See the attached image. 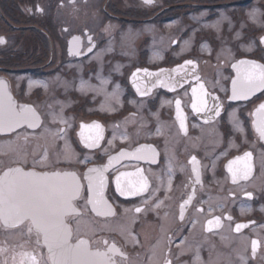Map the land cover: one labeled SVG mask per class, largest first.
I'll list each match as a JSON object with an SVG mask.
<instances>
[{"label":"flooded vegetation","instance_id":"flooded-vegetation-1","mask_svg":"<svg viewBox=\"0 0 264 264\" xmlns=\"http://www.w3.org/2000/svg\"><path fill=\"white\" fill-rule=\"evenodd\" d=\"M0 37V80L39 116L38 127L0 132V175L75 173L83 187L69 218L73 242L114 244L115 264H264V141L254 125L264 90L231 99L233 65L264 64V0H0ZM168 76L174 90L158 82ZM201 84L209 110L197 112L192 89ZM93 122L103 138L88 148L79 134ZM245 152L233 168L247 165L248 178L233 183L229 163ZM104 166L114 215L87 203L88 169ZM137 169L148 190L121 195L115 177ZM28 227L0 223V264H20L22 253L45 264L43 238L38 245Z\"/></svg>","mask_w":264,"mask_h":264},{"label":"snow or ice","instance_id":"snow-or-ice-1","mask_svg":"<svg viewBox=\"0 0 264 264\" xmlns=\"http://www.w3.org/2000/svg\"><path fill=\"white\" fill-rule=\"evenodd\" d=\"M152 0H146L151 3ZM5 43L3 37H0V44ZM73 48L70 53L79 55V38H73ZM91 51V48H89ZM191 64L192 61H187ZM237 69V77L232 81L231 99H248L258 90H264V64H258L255 61L241 60L233 65ZM181 69L173 71L179 73ZM140 71V70H138ZM146 75L160 76V73H149L147 69L143 70ZM166 70H161L165 72ZM198 79V77H197ZM135 83V76L134 81ZM159 83L174 90L179 81H174L170 76L166 79H159ZM155 86V85H153ZM82 89L84 85L82 84ZM137 91H140L137 86ZM147 94L141 92V95ZM192 108L197 111L209 110L208 93L201 84L199 91L192 89ZM178 109V118L181 120V127L184 126L183 116L179 112L180 101H176ZM215 114L219 115L220 105L213 104ZM257 119L254 122L256 132L261 139H264V103H261L256 109ZM63 122V121H62ZM27 124L29 127L39 126V116L29 105L17 104L10 93L6 91V82L0 80V132L14 131L16 128ZM92 130H95L94 133ZM81 140L85 147L91 148L98 146L103 138V128L99 123L93 122L92 125H81ZM130 155L121 152L120 156ZM136 159L145 158L139 154H131ZM251 157L250 152H245L243 157L237 156L235 160L229 163V171L232 173L233 183L237 178L247 179L250 168L245 165V169H234L233 165L246 161ZM117 157L109 158V165ZM196 163V158H192ZM154 162V161H153ZM108 166L100 168H89L87 173L88 189L91 196L87 203L92 205V210L97 215H114L111 206L104 199V188L107 178L104 173ZM193 171L199 173L196 168ZM142 169L136 172H122L115 177L116 189L121 195L137 196L148 190V180L143 174ZM82 185L79 177L75 173L61 172H37L34 170L25 171L22 167L8 168L0 175V223L4 225L21 224L24 221L29 222L28 232L35 231L37 244H40V237L43 238V245L47 248V260L45 264H115L113 255L120 250L113 244L105 250L99 248L93 249L89 241L77 238L73 242V230L69 224V218L77 214L75 201L80 197ZM251 196V193H247ZM191 197L185 204L189 203ZM183 208L181 205L180 218L183 219ZM140 212V208L135 209ZM220 218H216V224H219ZM209 231L213 226V221H208ZM242 225H237V230ZM107 243L106 241L104 242ZM257 242H253L255 248ZM122 254V253H121ZM20 264L24 259L31 261V264H40L36 255L32 253H22ZM168 264H171L169 261Z\"/></svg>","mask_w":264,"mask_h":264},{"label":"rangeland","instance_id":"rangeland-1","mask_svg":"<svg viewBox=\"0 0 264 264\" xmlns=\"http://www.w3.org/2000/svg\"><path fill=\"white\" fill-rule=\"evenodd\" d=\"M146 32H139V34L138 33H136L135 35L132 33V34H130V36H131V39H133L135 36H137V38H141L144 34H145ZM132 41V40H131ZM137 42H138V40H137ZM135 43V42H134ZM95 91H96V89L95 88H93ZM84 92H86V91H84ZM102 92V91H101ZM97 93H99V90L97 91Z\"/></svg>","mask_w":264,"mask_h":264},{"label":"water","instance_id":"water-1","mask_svg":"<svg viewBox=\"0 0 264 264\" xmlns=\"http://www.w3.org/2000/svg\"><path fill=\"white\" fill-rule=\"evenodd\" d=\"M248 61H250V60H248ZM255 62H257V61H255ZM257 63L261 64L260 62H257ZM233 70H234V73H235V78L234 79H236V77H237V69L234 67ZM261 140L264 141V139H261Z\"/></svg>","mask_w":264,"mask_h":264}]
</instances>
